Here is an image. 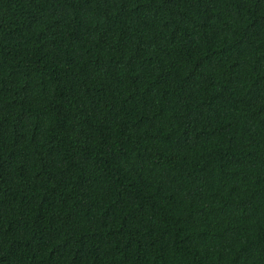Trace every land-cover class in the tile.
<instances>
[{
	"label": "trees",
	"instance_id": "1",
	"mask_svg": "<svg viewBox=\"0 0 264 264\" xmlns=\"http://www.w3.org/2000/svg\"><path fill=\"white\" fill-rule=\"evenodd\" d=\"M0 264H264V0H0Z\"/></svg>",
	"mask_w": 264,
	"mask_h": 264
}]
</instances>
